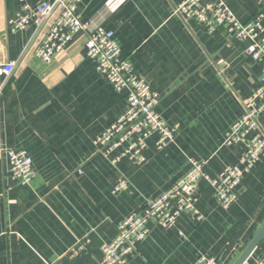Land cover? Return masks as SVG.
Wrapping results in <instances>:
<instances>
[{
  "label": "crops",
  "instance_id": "obj_1",
  "mask_svg": "<svg viewBox=\"0 0 264 264\" xmlns=\"http://www.w3.org/2000/svg\"><path fill=\"white\" fill-rule=\"evenodd\" d=\"M41 1L54 0H0V264H98L116 223L139 214L191 157L205 160L203 171L211 177L237 161L241 148L223 146V139L258 86L261 66L244 54L246 41L174 14L182 0H81L80 20L102 19L122 55L158 92L161 117L178 125L162 149L155 147L156 134L148 139L144 163L122 158L113 164L94 140L124 111L126 93L96 72L85 36L75 35L45 62L33 54V26L8 27L23 4ZM223 1L240 21L259 6L257 0ZM8 61L18 63L6 76L1 67ZM258 121L264 125V111ZM8 148L32 158L28 184L12 179ZM243 175L225 210L201 180L196 205L204 219L180 216L170 229L149 221L126 264H193L199 254L232 264L264 221V153ZM121 178L126 188L113 193ZM263 247L264 238L248 264Z\"/></svg>",
  "mask_w": 264,
  "mask_h": 264
},
{
  "label": "built area",
  "instance_id": "obj_2",
  "mask_svg": "<svg viewBox=\"0 0 264 264\" xmlns=\"http://www.w3.org/2000/svg\"><path fill=\"white\" fill-rule=\"evenodd\" d=\"M81 0L41 1L30 6L23 4L15 17L7 20L11 31L34 27L37 37L33 54L50 62L66 50L75 35L85 36V54L95 64L96 72L104 78L114 91L126 93L124 111L109 123L94 142L117 164L127 158L137 164L144 163L143 150L148 139L156 134L155 147L162 149L176 136L178 125L168 124L157 111L159 94L152 89L143 75H140L121 47L114 39L112 30L106 29L99 17L81 21L77 5ZM259 6L247 21H240L223 0H182L174 6L173 13L193 20L208 32L225 30L235 39L248 44L244 54L261 66L259 84L243 99L244 111L226 131L223 146H239L241 153L235 163L227 164L214 177L203 169L205 160L190 158L189 167L174 181L162 189L157 197L147 201L140 213H131L115 225L116 235L101 244L102 256L98 264H126L127 258L135 251V244L141 242L148 232L147 223L153 221L161 228H175L180 216L200 222L204 215L197 208L196 187L206 180L214 193L219 207L228 208L235 200V189L240 185L243 174L249 172L264 153V125L258 116L264 111V0H257ZM17 61H8L1 71L9 76ZM113 153V155H111ZM13 180L28 184L34 176L32 158L25 150L5 149ZM81 172V170H79ZM127 180L121 178L112 192L122 191ZM182 235V232L179 231ZM193 264H217L214 256L199 254ZM244 264H248L247 261ZM252 264H264V247Z\"/></svg>",
  "mask_w": 264,
  "mask_h": 264
},
{
  "label": "water",
  "instance_id": "obj_3",
  "mask_svg": "<svg viewBox=\"0 0 264 264\" xmlns=\"http://www.w3.org/2000/svg\"><path fill=\"white\" fill-rule=\"evenodd\" d=\"M264 238V221L261 223L260 228L248 241L240 255L235 259L232 264H244L254 250L260 245L261 240Z\"/></svg>",
  "mask_w": 264,
  "mask_h": 264
}]
</instances>
